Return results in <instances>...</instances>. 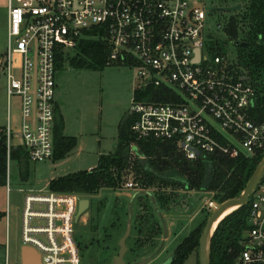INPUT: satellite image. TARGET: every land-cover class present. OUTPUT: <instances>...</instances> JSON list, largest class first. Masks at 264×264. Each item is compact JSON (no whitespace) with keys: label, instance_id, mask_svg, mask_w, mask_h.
Returning <instances> with one entry per match:
<instances>
[{"label":"built area","instance_id":"2783aa9c","mask_svg":"<svg viewBox=\"0 0 264 264\" xmlns=\"http://www.w3.org/2000/svg\"><path fill=\"white\" fill-rule=\"evenodd\" d=\"M16 3L8 0L7 44L0 66L8 98V152L22 147L35 164L53 159L57 66L60 60L65 66L78 42L87 38L105 44L108 66L137 71L135 91L154 87L165 96L164 101L133 99L129 114L135 119L131 130L137 141L173 142L191 161L216 154L230 159L264 154L259 113L264 106L246 72L217 51L204 0ZM93 31L94 36L88 34ZM12 98L20 100L18 126L10 113ZM138 186L129 181L124 188ZM251 198L252 230L238 264H264V179ZM82 199L50 190L25 197L22 246L35 249L41 264H84L75 236V225L83 217L76 222ZM218 207L208 203L211 211Z\"/></svg>","mask_w":264,"mask_h":264},{"label":"rangeland","instance_id":"374dc122","mask_svg":"<svg viewBox=\"0 0 264 264\" xmlns=\"http://www.w3.org/2000/svg\"><path fill=\"white\" fill-rule=\"evenodd\" d=\"M237 1L245 0L235 2ZM221 2L204 0L207 7H219ZM13 3L17 4L16 0H13ZM222 4L230 5L228 8L236 6L242 8L241 4L234 5L231 0H223ZM231 13L233 12L208 11L206 21L207 28L215 35L212 41L217 46L219 54L237 62L239 46L227 42L223 35ZM7 18L8 0H0V33L5 26L7 29ZM2 39L1 37L0 52L5 48L6 39ZM75 55L76 49L69 54L70 57ZM66 62L56 74V113H59L63 123V135L76 138L77 145L69 153V159L59 166L53 160L37 164L30 162L27 178H23L24 174L17 162L9 163V235L6 232V224L1 223L0 225V262L3 260V263L5 258H8L9 264H21V216L25 197L27 195H47L50 180L97 168L100 156L116 151L120 122L133 106L135 88L139 83L135 69L117 64L101 68L88 59L87 64L82 67H74L70 65V62ZM20 107V100L12 98L10 113L13 124L17 126ZM7 118L6 80L0 70V128L7 126ZM134 165L137 166V163ZM140 176V173L136 174L132 171L126 176L125 181L136 183ZM138 185L137 191L134 190L132 193L124 188V190L108 189L91 198L92 200L90 199L89 216H83L75 225V236L80 245L84 264H112L110 256L118 257L120 237L129 226L139 232L141 228L145 231L147 225L149 227L155 225L159 237H165L167 233L163 231L159 217L164 210L165 212L168 210L175 219H178L176 224L180 223L185 227L177 238L170 237L161 258L154 263L170 264L177 246L214 212L208 208V203L216 202L219 206L221 205L215 200L213 194L209 193H186L179 188L172 189V187L160 190L157 185L144 189L139 183ZM6 209L7 185L0 187V211L6 212ZM152 215L153 217L156 215L160 222L150 224ZM144 241L151 244L149 238L137 239L131 236L127 240L126 245L129 249L125 256L127 264L138 263L140 257L135 255L137 252L135 249L144 245ZM135 242L138 248H132ZM160 243L161 239L154 246H159ZM198 261L199 253L194 252L184 264H198Z\"/></svg>","mask_w":264,"mask_h":264},{"label":"trees","instance_id":"16d2710c","mask_svg":"<svg viewBox=\"0 0 264 264\" xmlns=\"http://www.w3.org/2000/svg\"><path fill=\"white\" fill-rule=\"evenodd\" d=\"M219 1L222 2L216 8L230 6L223 5V0ZM231 1L234 5L241 4L242 8L228 17L223 35L227 42L246 45H239L237 64L250 78L259 95L260 104L264 106V0ZM88 34L94 36L95 32ZM87 59L101 68L108 66L105 44L100 40L82 39L76 47V55L66 60L74 67H82L87 64ZM64 62L60 60L57 69H61ZM162 93L161 90L150 87L145 92L135 91L134 99L164 101ZM165 93L171 95L169 92ZM259 113L264 120V110ZM134 120L129 112L126 113L119 125L116 151L100 156L97 168L54 179L49 184V190L57 194H75L91 199L105 189L122 190L127 183L126 176L134 171L136 174L140 173L137 181L144 189L157 185L160 190L172 187L186 193H209L222 204L243 193L264 157L262 154L250 159H230L216 154L191 161L173 142L153 139L137 141L131 130ZM55 121L52 160L58 162L66 159L74 150L77 139L63 135V123L58 112ZM136 145L137 152L134 153ZM9 162H17L24 174L23 178H27L30 161L26 151L18 147L8 152L5 128H0V187L7 185ZM251 208L252 198L247 205L228 215L219 224L212 239L211 264H238L247 242L245 236L252 230ZM207 220L208 217L177 246L170 264H184L194 252L199 253L200 238Z\"/></svg>","mask_w":264,"mask_h":264},{"label":"water","instance_id":"95a60500","mask_svg":"<svg viewBox=\"0 0 264 264\" xmlns=\"http://www.w3.org/2000/svg\"><path fill=\"white\" fill-rule=\"evenodd\" d=\"M241 6L231 7V8H216V7H209L208 10L214 13H221V12H234L240 9ZM236 46H246L244 44L236 43ZM242 80H247V78H242ZM137 152V149L135 148ZM264 179V157L262 158L259 165L254 170L252 176L250 177L246 188L244 189L243 193L234 199L227 200L223 202L209 217L206 222L205 228L201 234L200 238V245H199V264H211V244L213 236L219 226V224L230 214L224 217L225 213L230 209L235 208V211L249 203L250 198L253 196L257 187L261 184ZM91 208V200L88 198H84L79 202L78 205V212L76 215V222L82 216H89ZM234 212V211H233ZM232 212V213H233ZM131 228L128 227L124 237L120 240L119 243V254L116 259H114L112 264H127L125 261V256L129 252V249L126 245L127 239L130 237ZM21 264H41V258L39 253L31 248L23 246L21 249ZM137 264H143L137 263Z\"/></svg>","mask_w":264,"mask_h":264},{"label":"crops","instance_id":"0c3cea01","mask_svg":"<svg viewBox=\"0 0 264 264\" xmlns=\"http://www.w3.org/2000/svg\"><path fill=\"white\" fill-rule=\"evenodd\" d=\"M8 25H9V9H8V18H7V29H6V26H5V28H3V31L0 33V39L2 37L3 38L2 40H4V39L7 40ZM5 48H6V41H5ZM5 48H4L3 51L0 52V60H1L0 63L3 60V55H4V52H5ZM111 154H113V153H111ZM69 155H68V157H69ZM68 157L66 159H64V160L58 161L56 165L59 166L61 163H63L66 160H68L69 159ZM46 162H48V161H46ZM46 162H42V163H46ZM51 181L52 180L49 181L48 186H49V184H50ZM8 189L9 188H8V185H7V209H6V212H4V210L3 211H0V225H1V223L2 224H4V223L6 224V232H7V235H9V216H7L8 215V200H9ZM124 189L127 190V191H129L130 193H132L134 191V190L126 189V188H124ZM106 190H108V189H105L103 191H106ZM135 191H137V190H135ZM88 199H90V198H88ZM157 207H158V205H157ZM157 211H158V209H157ZM9 215H10V204H9ZM153 215L150 218V224H152L154 222H160V220L157 218V216L155 215L156 217L155 216L153 217ZM159 217L161 219V222H160L161 223V226L164 229L163 231H166V233H167L165 235V237H163V238H161L162 236L159 237L158 230H157V226H155V225L152 226V227H149V225L145 226V231H143L142 228L139 229L140 231H143V232H140V231L138 232L135 229H133V227H131V234H130V237L129 238H131V236H133V238L135 237L137 239H139V238L140 239H142V238L148 239L149 238V240L151 241L150 242L151 244H148L149 242L147 243V241L146 242L144 241V245H142L139 248H138V245L136 246V242H135V244L133 243V247L132 248H135V247L138 248V249H135L137 251L135 255L137 257H140V258H138L139 259L138 260V263H142V262H143V264H154V263H156L158 261V259L161 258V255L163 254V252L165 250V247H166L165 246L166 245V242L169 241L170 237L175 236L174 238H177L180 235V233L185 230L184 229L185 228L184 225H182L180 223L179 224H176V222H177L178 219H175L168 210L166 212L164 210L159 215ZM130 221H132V219ZM126 231H127V229H125L123 231V235H121L120 240L124 237V233H126ZM159 239H161V243H160L159 246H156L155 247L154 245L159 242ZM155 241H156V243H155ZM110 257H111L112 263H113L114 259L117 258V257L116 258H113L112 256H110ZM172 258H173V256H172ZM172 258H171V260H172ZM171 260H170V263H171ZM0 264H9L8 263V258H5V262L4 263H3V260H2L0 262Z\"/></svg>","mask_w":264,"mask_h":264},{"label":"bare ground","instance_id":"6f19581e","mask_svg":"<svg viewBox=\"0 0 264 264\" xmlns=\"http://www.w3.org/2000/svg\"><path fill=\"white\" fill-rule=\"evenodd\" d=\"M233 211H235V208L230 209L229 211H227V212L225 213L224 217L227 216L228 214L232 213Z\"/></svg>","mask_w":264,"mask_h":264}]
</instances>
